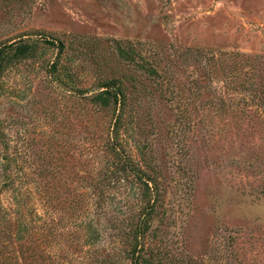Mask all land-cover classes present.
<instances>
[{"label":"rangeland","instance_id":"obj_1","mask_svg":"<svg viewBox=\"0 0 264 264\" xmlns=\"http://www.w3.org/2000/svg\"><path fill=\"white\" fill-rule=\"evenodd\" d=\"M20 41L36 53L1 76L0 264H129L143 185L107 183L113 157L92 151L110 111L88 96L111 77L121 142L158 184L147 243L264 264V0H0V44Z\"/></svg>","mask_w":264,"mask_h":264},{"label":"trees","instance_id":"obj_2","mask_svg":"<svg viewBox=\"0 0 264 264\" xmlns=\"http://www.w3.org/2000/svg\"><path fill=\"white\" fill-rule=\"evenodd\" d=\"M47 42L54 44L52 41ZM62 49L63 44L61 42L59 43V51H62ZM118 50L122 56H125V49L122 46L119 45ZM35 53L33 43L20 41L0 44V82L1 76L9 66L24 58L32 57ZM139 66L145 67L146 72L150 76L158 74V69L155 65L145 62ZM125 92L122 79L111 77L102 81L100 88L88 96L89 102L96 106L98 111H110V121H108L105 129L106 134L102 138V148L93 141L95 145L92 151L96 153L106 151L107 153H111L113 157V164L104 175V180L107 183H110L112 179L127 180L129 177H132L143 185L142 202L139 204L134 217H130L128 233L124 235L122 231L121 235V237H126V239H122L121 243L124 248V257L129 261V264H176L164 259V253L146 241L147 235L154 229L159 189L157 181L146 175L140 168H137V165L132 160V156L125 151L121 142L120 132L124 124ZM82 96L85 95L82 94ZM0 141L3 142L1 137ZM3 146L6 148L4 143ZM5 160L15 161L8 159V156ZM21 224L26 225V217H23V215Z\"/></svg>","mask_w":264,"mask_h":264}]
</instances>
